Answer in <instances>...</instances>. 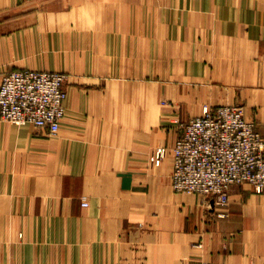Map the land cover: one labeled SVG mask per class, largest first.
<instances>
[{
	"label": "crops",
	"instance_id": "1",
	"mask_svg": "<svg viewBox=\"0 0 264 264\" xmlns=\"http://www.w3.org/2000/svg\"><path fill=\"white\" fill-rule=\"evenodd\" d=\"M23 68L68 73L67 110L0 121V264H264V193L170 185L204 106L264 136V0H0V85Z\"/></svg>",
	"mask_w": 264,
	"mask_h": 264
},
{
	"label": "built area",
	"instance_id": "2",
	"mask_svg": "<svg viewBox=\"0 0 264 264\" xmlns=\"http://www.w3.org/2000/svg\"><path fill=\"white\" fill-rule=\"evenodd\" d=\"M66 77L29 68L7 71L0 85V117L56 134L65 116ZM255 126L242 106H205L201 115L183 124L173 148L174 189L200 194L221 207L229 205L233 184L249 183L263 192L264 138ZM82 205H88L85 198Z\"/></svg>",
	"mask_w": 264,
	"mask_h": 264
},
{
	"label": "rangeland",
	"instance_id": "3",
	"mask_svg": "<svg viewBox=\"0 0 264 264\" xmlns=\"http://www.w3.org/2000/svg\"><path fill=\"white\" fill-rule=\"evenodd\" d=\"M23 69H27V68H23ZM29 69H31V68H29ZM15 70H18V69H15ZM40 71H51V70H40ZM57 72H63V71H57ZM63 73H65L66 75H67V77H66V80H65V83H64V88H65V90H66V92H67V97H68V90H67V88H66V81L68 80V77H69V75H68V73H66V72H63ZM67 97H66V99H65V102H64V105H65V114H66V110H67V106H66V101H67ZM233 105H236V104H233ZM240 106V105H239ZM210 107V106H209ZM204 108H205V106H204ZM204 108H203V110H204ZM243 108V107H242ZM203 113V112H202ZM201 115V114H200ZM198 116V115H197ZM195 117V116H194ZM189 120V119H188ZM187 120V121H188ZM0 121H3V122H8V121H6V120H3L1 117H0ZM187 121H185V122H182L181 123V133H180V135L182 134V131H183V124L184 123H186ZM253 121V120H252ZM255 122V121H254ZM255 124H256V122H255ZM255 128H256V130H257V132H259L260 134H261V132L257 129V124H256V126H255ZM60 130V129H59ZM59 132V131H58ZM58 132L56 133V134H54V135H50L48 132H47V134L49 135V136H56L57 134H58ZM180 135L177 137V139L175 140V142L173 143V145H172V147H171V157H172V175H173V148H174V146L176 145V143H177V140L179 139V137H180ZM261 136H263L262 134H261ZM263 138H264V136H263ZM160 149H162L161 151H159ZM166 156V147L165 146H161V147H158L153 153H152V158L153 159H156V160H161L162 158H164ZM172 175H171V181H170V185H171V187H172V189L174 190V191H176L175 189H174V187H173V183H172ZM254 188V187H253ZM255 189V188H254ZM256 191V190H255ZM177 192H179V191H177ZM257 192V191H256ZM259 193V192H258ZM261 193H264V191L263 192H261ZM84 199V198H83ZM86 199V198H85ZM89 203V202H88ZM88 206V205H87Z\"/></svg>",
	"mask_w": 264,
	"mask_h": 264
}]
</instances>
